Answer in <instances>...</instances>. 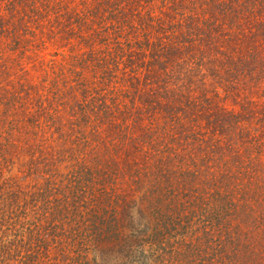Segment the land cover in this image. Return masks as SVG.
Instances as JSON below:
<instances>
[{"label": "trees", "instance_id": "16d2710c", "mask_svg": "<svg viewBox=\"0 0 264 264\" xmlns=\"http://www.w3.org/2000/svg\"><path fill=\"white\" fill-rule=\"evenodd\" d=\"M0 103L41 179L0 213V264H73L87 227L139 244L134 200L141 227L202 221L211 263L264 260V0H0Z\"/></svg>", "mask_w": 264, "mask_h": 264}, {"label": "rangeland", "instance_id": "374dc122", "mask_svg": "<svg viewBox=\"0 0 264 264\" xmlns=\"http://www.w3.org/2000/svg\"><path fill=\"white\" fill-rule=\"evenodd\" d=\"M4 107L0 103V110ZM2 131L0 127V133L4 135ZM15 143L13 137L1 139L0 134V213L3 212V215L10 209L13 210L17 207L19 203L18 192L21 189H27L41 181L40 177L23 174L20 165L21 156L18 155ZM56 170L62 173L65 168L61 164L57 166ZM9 193L11 194L8 196ZM139 204V200H134L127 210L128 218L132 220L134 225L132 228L138 229V235L142 237L139 244L131 242L132 239L126 236L113 238L112 240L110 238L101 239L95 236L97 234L91 228L87 227L82 231L86 237L84 244L76 247L77 250L70 246V249L66 248L68 250L67 259L78 252L72 262L73 264H227V258H225V261L222 258L213 263L210 262L214 251L218 250L211 246L207 249V245L215 237V233L207 231L206 234H202V221H195L197 230H193L194 232H177L164 219L158 220V226L154 228L155 218L150 211V214H147L149 219L142 218L145 219L148 226L141 227L137 224L138 221H141ZM143 211L144 213L147 212V207L143 206ZM0 224L5 225V222L3 223L0 219ZM5 234L1 233L0 237L6 239ZM194 235H196V238L193 239ZM179 239H183L187 243L178 245L177 241ZM41 251L44 252L45 248ZM220 251L222 254L225 253L222 250ZM233 252V250L230 251L232 255H234ZM42 256L45 258L34 262L35 257L32 258L30 255L26 263L22 260V263L18 264H58L55 251L51 246H48L47 253ZM225 256L227 255L225 254ZM6 263L13 264L14 262L7 261ZM253 264H264V260L262 262L254 261Z\"/></svg>", "mask_w": 264, "mask_h": 264}]
</instances>
